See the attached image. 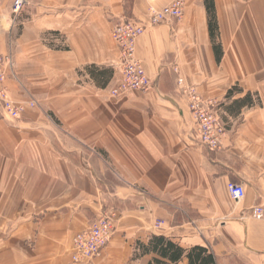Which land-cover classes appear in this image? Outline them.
Returning a JSON list of instances; mask_svg holds the SVG:
<instances>
[{
  "label": "crops",
  "instance_id": "crops-1",
  "mask_svg": "<svg viewBox=\"0 0 264 264\" xmlns=\"http://www.w3.org/2000/svg\"><path fill=\"white\" fill-rule=\"evenodd\" d=\"M172 1L28 0L15 18L14 0H0L10 99L38 104L0 122V264H72L73 236L101 213L115 217L114 232L91 264H149L155 256L137 245L152 236L204 247L215 264H264V0H214L219 63L203 0H186L181 23L136 42L151 88L110 95L114 27ZM179 76L218 103L219 149L197 142Z\"/></svg>",
  "mask_w": 264,
  "mask_h": 264
},
{
  "label": "built area",
  "instance_id": "built-area-1",
  "mask_svg": "<svg viewBox=\"0 0 264 264\" xmlns=\"http://www.w3.org/2000/svg\"><path fill=\"white\" fill-rule=\"evenodd\" d=\"M26 3L27 0L13 2L12 14L15 18ZM184 4L185 0H173L159 10L150 8L144 21L123 19L114 27L112 38L119 51V60L116 64L119 80L110 90L112 98H119L134 91L146 92L151 88V81L135 55L136 42L149 28L181 23L184 17ZM13 66L14 62L10 55L0 56V122H15L26 109L37 107L34 100L16 103L10 99L8 79L10 75L13 76ZM176 85L186 100L195 126L197 142L208 151L219 149L226 129L218 113V103L215 100H204L196 88L187 85L180 76ZM227 190L233 201L238 202L244 198V187L241 184L229 183ZM252 211L255 219L263 218L262 207H256ZM114 225L115 217L111 213H101L88 228L76 233L69 247L72 264H91L98 258L113 236ZM161 225L157 224L156 228H160Z\"/></svg>",
  "mask_w": 264,
  "mask_h": 264
},
{
  "label": "trees",
  "instance_id": "trees-1",
  "mask_svg": "<svg viewBox=\"0 0 264 264\" xmlns=\"http://www.w3.org/2000/svg\"><path fill=\"white\" fill-rule=\"evenodd\" d=\"M132 0H126L125 8L131 6ZM208 18L209 36L213 48V52L217 63L222 57V48L218 42V25L216 19V11L214 0H203ZM129 15V14H128ZM237 87H232L227 97L237 92ZM249 95H246L241 103H247ZM139 254L154 255L155 257L149 264H179L183 258L187 260V264H215L214 256L204 247H193L185 250L173 243L170 239L162 236H152L147 244H138Z\"/></svg>",
  "mask_w": 264,
  "mask_h": 264
},
{
  "label": "rangeland",
  "instance_id": "rangeland-1",
  "mask_svg": "<svg viewBox=\"0 0 264 264\" xmlns=\"http://www.w3.org/2000/svg\"><path fill=\"white\" fill-rule=\"evenodd\" d=\"M14 1H15V0H14ZM27 1H28V0H27ZM185 2H186V0H185ZM27 5H28V2L26 3V5H25L24 7H26ZM24 7H23V8H24ZM23 8H22V10H23ZM22 10H21V12H22ZM21 12H20V13H21ZM20 13H19V15H20ZM11 57H12V56H11ZM12 59H13V58H12ZM14 65H15V63H14ZM14 67H15V66H13V71H14ZM10 77H12V76L10 75V76H9V79H10ZM9 79H8V80H9ZM187 85H189V84H187ZM8 88H9V87H8ZM196 91H197V90H196ZM197 93H198V91H197ZM198 94H199V93H198ZM122 96H124V95H122ZM122 96H120V97H122ZM120 97H119V98H120ZM201 97H202V96H201ZM202 98H203V97H202ZM114 99H117V98H114ZM204 100H208V99H205V98H204ZM37 105H38V104H37ZM37 107H38V106H37ZM57 122H58V121H57Z\"/></svg>",
  "mask_w": 264,
  "mask_h": 264
}]
</instances>
